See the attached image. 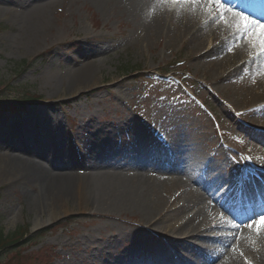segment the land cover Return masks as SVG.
<instances>
[{
    "label": "rangeland",
    "instance_id": "1",
    "mask_svg": "<svg viewBox=\"0 0 264 264\" xmlns=\"http://www.w3.org/2000/svg\"><path fill=\"white\" fill-rule=\"evenodd\" d=\"M31 1L0 0V89L12 85L19 91L42 96L40 101L20 105L28 111L47 105L53 108L51 110H60L55 114L59 118L52 120L50 126L40 123L48 128V133H57V139L65 144L61 149L73 147L75 141L86 154L84 157L103 156L107 168L118 169L120 166L124 172L130 162L136 161L126 166L129 170L140 163V158L149 160L147 163L153 165L143 172L158 182L170 184L171 190H175L172 195L161 192V203L173 206L174 194L197 191L200 199L213 206L216 202L212 199L220 195V190L228 191V183L234 180L231 171L240 170L243 149L240 147L237 153L229 147V144L238 143L235 139L237 125L232 123L240 121L245 126L264 128V110L247 117L239 115L255 103L248 96L254 91V95L261 92L258 89L261 90L264 81L262 62L253 67L251 63H245L239 79L234 76L228 85L224 82L216 84L215 73L208 71V64L195 59L196 51L193 50L209 39L212 29L203 25V29L199 26L198 32L191 33L195 20H188L192 16L184 13L186 2L173 3L172 0H157L153 5H149L148 0L144 4L146 10L139 14L133 13L125 0L120 1L115 9L109 7L106 11L92 0H58L49 11L50 25L41 37L37 38V35L26 40L17 24L19 19H13L21 6L26 5L25 8L29 9L34 5L35 8L46 0H37L36 4L29 3ZM86 53H92V57L87 56L88 59L80 65L78 62L81 57H86ZM248 53L236 57L235 60L240 58L238 67L247 61ZM84 70L86 75H82ZM148 72L157 76L149 77ZM75 86L82 88L77 94L71 91ZM263 91L258 101L262 104ZM12 95L8 90L0 99L14 103L10 101L14 98ZM63 101H69V104L64 106ZM10 105L5 104L4 109L8 110ZM67 116L74 123V133L67 129ZM5 117L1 116L0 127ZM258 121L262 122L261 125L255 126ZM143 134L159 139L150 142L149 147H161L164 141L184 149L191 159H195L194 165L199 166L200 171L185 173L177 163L142 156L145 151L140 145V136ZM251 137L244 142L246 149L247 144H254ZM2 143L5 138L0 135V155L9 161H41L19 150L9 154L8 146ZM26 144L34 151L40 149L32 141ZM5 153L8 154L5 156ZM250 153L255 154L254 151ZM72 154L78 157L75 152ZM138 166L141 167V163ZM10 176L0 160V230L5 234H14L24 227L30 229L32 239H35L60 221L72 216L77 220L57 234L47 233L39 240V245H33L34 242L27 238L28 241L18 249L4 253L0 264H21L24 259L20 257L25 252L29 263L24 261L22 264H34L30 252L42 248V257L49 252L54 258L50 264H123L124 259L128 264L134 258L145 261L153 254L158 241H166V237L158 232L161 227L180 223L187 228L188 223L197 225L199 221L202 227L207 224L205 216L196 217L193 205L187 203L186 206L177 205L175 211L169 210L149 229L138 213L86 206L84 201L73 196L66 203L55 201L57 204L53 208L57 209L56 215L59 216L40 228H34L39 211H42L41 219L48 220L53 202L41 205L33 202L24 195L25 189L15 184L17 180H8ZM172 181L181 186L176 189ZM211 181H215L216 186H212ZM64 206L71 211L64 214ZM210 233L200 234L201 240L197 244L203 247ZM232 246L233 241L224 256ZM172 247L177 250L180 244ZM157 255L163 256L162 253ZM261 259V255L242 253L239 261L241 264L246 261L260 264ZM35 264H41L40 260Z\"/></svg>",
    "mask_w": 264,
    "mask_h": 264
},
{
    "label": "bare ground",
    "instance_id": "2",
    "mask_svg": "<svg viewBox=\"0 0 264 264\" xmlns=\"http://www.w3.org/2000/svg\"><path fill=\"white\" fill-rule=\"evenodd\" d=\"M57 1L58 0H46L40 5H36L35 8L34 5L29 9L25 8L26 5L19 8V14H17V17H14L13 20L19 19L17 20V24L22 28L26 40L35 38L37 35V38H39V36L41 37L50 22L49 11L55 7ZM92 1H94L102 11H106L109 7L115 9L117 5H120L119 2L122 0ZM125 1L133 10V13L139 14L141 11L144 12V10H146L144 4L148 0ZM155 1L157 0H149V5H153ZM227 1L229 3L227 11L230 9L229 16H226L227 13H223L224 11L222 10L209 8L206 3L194 4L186 2V9L184 11L186 16H192L188 20H195V24L190 28L191 33L195 34L198 32L199 26H201L200 29H203V25L212 29L209 39H205L193 49L196 51L195 59L202 62L201 64H208V71L212 74L215 73L217 80H222L226 85L231 83L230 80H232L234 76H236V79H239V73L243 71L236 67L240 62V58L235 60L236 57L242 56L255 46H258L257 37H253L250 34L245 35L244 21H239L238 16L233 15V12H231L240 0ZM36 2L38 1L32 0L29 3L36 4ZM254 15L258 23L264 24V8L255 10ZM243 35L255 39L254 44H251L248 39L241 41ZM6 40L7 39H3V41ZM91 54L92 53L88 54L90 58L92 57ZM209 58L213 59L212 62L207 61ZM260 58L262 60L260 67L264 68V54H262ZM87 59V56L85 58L81 57L80 60L82 62L80 61L78 63L82 65ZM254 64L255 63L252 64V67ZM90 69L91 68L86 70ZM82 75H86V72ZM263 88L264 81L262 82L261 90H258L262 92ZM81 89V87L77 88L75 86L71 91L77 94ZM254 92L248 96L250 101L254 100L255 102L251 103L253 107L257 106L258 101L261 100V92L256 95H254ZM257 97H259V99L256 101L255 99ZM46 108H49V106L47 105L45 109ZM57 112L59 111L43 109L35 111L32 113V115H35L30 116L29 122H31V120H38V122L50 126L52 120L57 118L56 115H54ZM248 112L252 114V111ZM260 121L255 122V124L261 125L260 123L262 122ZM232 124L237 125V129L242 134L253 132L249 127H245L241 124L240 121L233 122ZM28 134L30 137L34 135L33 132ZM22 135L25 137L23 131H19L17 127H15L12 133L6 135L5 143L2 144L4 146L11 144L13 141L20 139ZM143 137H146L145 134H143ZM51 142L52 141H47V143L44 144L51 145ZM257 152L259 156L264 158V147L259 146ZM56 158H58V156H54L53 158L44 156V160L42 161L50 163L31 162L27 159L17 162L9 161L4 155H0V160L11 174L8 180H10V182L17 180L15 184H19L21 185V189H25L24 195H26V197L30 198L33 202H37L39 205L45 204V202H53L49 207L50 217L48 220L44 221L41 219L42 211H39L35 218L34 228H40L59 216L56 215L57 209L53 208L55 207L54 205L57 204H54L55 201L66 203L67 200L73 196L76 199L78 198V201H84L86 206L94 205L98 208L102 207L109 209L118 208L138 213L145 219L144 225L149 229L153 228L155 220L162 219L165 216L164 214L169 212V210L175 211L177 205L186 206L187 203L188 205H193L196 217L201 216L204 218L205 214L209 217L208 211L211 212L208 208V203L200 199L197 191L192 193H186L185 191L184 193L179 192L178 194H174L171 200L173 206H166L161 203L162 199L159 196L161 192L164 191V193L172 195V192L175 190H171V187L168 186L170 184L158 182L154 178H150L147 173L143 172L147 167L151 168L153 165L152 162L147 163V165L142 164L141 167L135 165L134 168L130 170L126 168V166H128L126 165L124 168L127 172H124L119 169L120 166L118 169L114 167L107 168L103 162L107 160H105L103 156L100 158L99 156H88V158L81 157L78 161H70L66 158H59L61 160H57ZM97 160L100 162L95 163L94 161ZM177 161L181 170L185 173L200 171L199 167L194 166L193 160L190 158H184V160L178 159ZM120 162L122 166H124V162ZM166 162L170 161L167 160ZM45 164H48L50 167H47ZM77 166H80L82 169L77 168ZM124 168L121 167V169ZM62 170H65V172H62ZM210 183L212 186H216L215 181L214 183L213 181ZM171 184L175 186L176 189L181 186L177 181H172ZM230 189L231 187H228V191H221L219 189L220 195L212 199V201L216 202L212 208V212L215 214L221 209L240 212V208L248 209L250 213L244 217L246 220L241 218L237 226L217 227L212 225L208 227V229H203L201 221H199L197 225L188 223L187 228L180 223H173L171 226H166L165 228L161 227L158 232H161L163 236L167 237V242L175 241L177 236L182 237L184 241L182 253H177V255L172 257L173 259L170 264H213L216 262H219L218 264H241L239 261L240 256H242L241 253L246 255H261L262 259L260 260V264H264V230H261L259 234H257L254 228L249 229L246 225V222L264 214V179L256 184L250 183L244 185L243 183H239L238 189L240 190V196L238 197L232 196L231 193H229ZM64 208V210L62 209L64 214L71 211L68 207L64 206ZM210 228H217L221 233L217 238L210 237L206 239V241L204 240V246L202 247L197 244L198 241L201 240L202 235L200 234L206 232V230L208 231ZM231 241H233V246L224 256L223 254ZM159 244L163 246L165 243L158 241V248L161 246ZM163 249L165 251V247H163ZM172 253H174V250H172ZM183 253H185V255H183ZM155 254H157V251ZM169 254V250L164 252L165 257ZM219 259H221V261ZM150 263L159 264V262H155L154 260H150Z\"/></svg>",
    "mask_w": 264,
    "mask_h": 264
},
{
    "label": "trees",
    "instance_id": "3",
    "mask_svg": "<svg viewBox=\"0 0 264 264\" xmlns=\"http://www.w3.org/2000/svg\"><path fill=\"white\" fill-rule=\"evenodd\" d=\"M0 86H1V81H0ZM3 89V88H2ZM2 89H0V98H2V96H4L7 91L9 90L10 92H12V97H14V100L16 101H29V100H34V99H40L41 96H37V95H33L31 93H27V92H22L20 93L19 91H17V89L12 86L9 85L7 88H4V90L6 89L7 91H1ZM2 99H0L1 101ZM2 104L0 103V110L2 109ZM32 234V232H30L29 228H20L17 229L16 231H14V234H5L2 230H0V257L4 255V253L10 252L12 250H16L18 249L20 246L24 245L28 239H32L30 236ZM34 258V256H33ZM21 259H25V258H21ZM24 261L21 262V264ZM27 262L29 263V261L27 260ZM26 262V263H27Z\"/></svg>",
    "mask_w": 264,
    "mask_h": 264
},
{
    "label": "snow or ice",
    "instance_id": "4",
    "mask_svg": "<svg viewBox=\"0 0 264 264\" xmlns=\"http://www.w3.org/2000/svg\"><path fill=\"white\" fill-rule=\"evenodd\" d=\"M173 3L181 2H191V3H206L209 8H214L216 10H224V5L221 0H172ZM230 11V9H229ZM255 29L256 31H253ZM244 30L245 35L251 33L257 37L258 46L260 48L261 54H264V24L258 23L256 21H249L247 17L244 18ZM249 229H255L257 234L261 230H264V215H260L258 218H253L249 222H246ZM242 255V253H241ZM245 264H248L246 261Z\"/></svg>",
    "mask_w": 264,
    "mask_h": 264
}]
</instances>
